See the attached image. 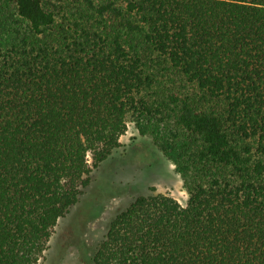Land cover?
I'll return each mask as SVG.
<instances>
[{
	"label": "trees",
	"instance_id": "obj_1",
	"mask_svg": "<svg viewBox=\"0 0 264 264\" xmlns=\"http://www.w3.org/2000/svg\"><path fill=\"white\" fill-rule=\"evenodd\" d=\"M129 123L189 200L136 197L84 264H264V0H0V264H39Z\"/></svg>",
	"mask_w": 264,
	"mask_h": 264
},
{
	"label": "rangeland",
	"instance_id": "obj_2",
	"mask_svg": "<svg viewBox=\"0 0 264 264\" xmlns=\"http://www.w3.org/2000/svg\"><path fill=\"white\" fill-rule=\"evenodd\" d=\"M121 146L91 174V184L58 221L39 264H84L113 217L138 196L165 195L181 205L189 196L175 166L133 123ZM91 164V158L88 157Z\"/></svg>",
	"mask_w": 264,
	"mask_h": 264
}]
</instances>
